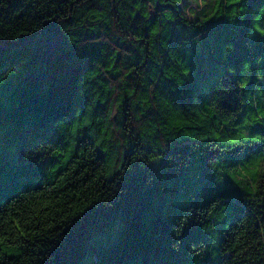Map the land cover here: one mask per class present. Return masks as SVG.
I'll use <instances>...</instances> for the list:
<instances>
[{
  "label": "trees",
  "instance_id": "trees-1",
  "mask_svg": "<svg viewBox=\"0 0 264 264\" xmlns=\"http://www.w3.org/2000/svg\"><path fill=\"white\" fill-rule=\"evenodd\" d=\"M183 1L0 0V264H264V0Z\"/></svg>",
  "mask_w": 264,
  "mask_h": 264
},
{
  "label": "rangeland",
  "instance_id": "rangeland-1",
  "mask_svg": "<svg viewBox=\"0 0 264 264\" xmlns=\"http://www.w3.org/2000/svg\"><path fill=\"white\" fill-rule=\"evenodd\" d=\"M213 3L214 0H184L182 10L189 18H199L209 11Z\"/></svg>",
  "mask_w": 264,
  "mask_h": 264
},
{
  "label": "snow or ice",
  "instance_id": "snow-or-ice-1",
  "mask_svg": "<svg viewBox=\"0 0 264 264\" xmlns=\"http://www.w3.org/2000/svg\"><path fill=\"white\" fill-rule=\"evenodd\" d=\"M234 2L239 4L240 0H234ZM257 31L259 32L261 37H264V28H259V29H257ZM0 243H2V242H0ZM4 251L7 252V249L5 248Z\"/></svg>",
  "mask_w": 264,
  "mask_h": 264
}]
</instances>
